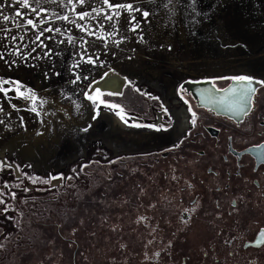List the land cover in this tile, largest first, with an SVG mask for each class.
Segmentation results:
<instances>
[{
	"label": "rangeland",
	"instance_id": "374dc122",
	"mask_svg": "<svg viewBox=\"0 0 264 264\" xmlns=\"http://www.w3.org/2000/svg\"><path fill=\"white\" fill-rule=\"evenodd\" d=\"M130 2H142L152 13L147 21L142 22V41L138 39L140 30L130 33L123 22L119 23L116 36L108 35L113 30L112 21L104 20L103 16L110 10L100 13L97 19L92 18L97 13L91 12V7L103 6L102 0H87L91 7L76 5L77 10L89 12L85 26H90L95 36H89L68 21L52 19V14H68L70 20L85 23L69 12L67 0L63 5L61 0H54L53 3L41 0V4L48 9V19L40 27L51 22L62 29L61 33H46L41 37L53 53H59H50L51 59L15 56L12 50L16 48L23 53L36 47L39 43H33L36 30L30 25L17 28L16 23L22 24V18H17L16 23L0 18V29L10 30L8 38L0 32V52L4 53V60H0V78L19 80L23 86L21 91L31 88L38 97L47 101L40 109L41 115L36 116L29 110L30 101L16 96L14 86L5 85L13 88L7 97L0 92V108L3 109L0 111V154L5 152L0 160L12 164L11 168L0 169V188H3L4 181H8L11 187L4 191L16 193L15 200L10 195L5 196V201L14 207L6 214L0 211V264H57L60 251L66 258L64 264H70L67 251L70 249L71 252L73 247L61 240L56 228L47 229L49 225H43V222L67 221L62 229L69 232L65 228L73 223L76 206L80 201H87V197L83 196L95 183L88 172L89 167L84 172L78 171L80 164L98 161L100 168L106 160L105 153L111 149L112 152L120 151L125 144L128 148L144 149L162 146L178 138L184 129V122L181 124L182 118L176 113L184 106L180 90L183 82L211 80L222 83L234 75L264 78V0H195V12L188 7L190 0H172L170 7L175 8L174 15L163 7L167 0H155L151 4L149 0ZM0 3L6 4L0 12L15 15L12 0H0ZM114 20L119 21V18L114 17ZM121 34L127 39L117 46L114 41ZM69 35L72 42L68 40ZM11 36H15L16 40H11ZM21 36L23 39H20ZM49 36L54 39L50 41ZM82 41H87V44ZM46 50L37 49L38 52ZM81 52L85 53L84 60L80 58ZM87 56L98 57L97 63H87ZM13 59L17 63L9 66ZM5 60L9 63L6 64ZM73 63L81 65L75 71L90 76L88 81L81 80L75 85L68 83L74 78L69 70ZM109 70L124 77L126 84L120 97L102 92V98L120 104L128 117L141 119L142 124H133L129 119V124L122 123L123 126L113 120V116L117 117L115 112L103 105L97 119H91L92 105L83 98L82 91L91 80L100 79ZM57 72L61 74L57 76ZM45 73L48 75L45 76ZM9 99L17 105L16 109L11 107ZM76 103L82 106L79 111ZM155 112L160 116L156 117ZM6 124L8 128H5ZM89 124L88 131H81ZM137 124L141 125L137 127ZM150 124L155 127H147ZM37 131L41 134L37 135ZM43 136L45 140H42ZM16 165L20 166L19 170ZM73 168L77 172H73ZM57 172H63L65 177L71 175L73 179L65 178L58 182V186L56 181L44 184L39 181L32 183L28 179L33 175L46 178L49 173ZM17 184L20 186L17 187ZM24 187L29 191L24 192ZM47 230L50 235L45 236ZM49 240L51 245L47 243ZM49 256H52L50 260Z\"/></svg>",
	"mask_w": 264,
	"mask_h": 264
},
{
	"label": "flooded vegetation",
	"instance_id": "af4514ba",
	"mask_svg": "<svg viewBox=\"0 0 264 264\" xmlns=\"http://www.w3.org/2000/svg\"><path fill=\"white\" fill-rule=\"evenodd\" d=\"M229 80L212 83L222 88ZM123 90L115 96L120 97ZM104 93L114 97L109 95L110 92ZM181 98L184 106L176 113L181 116L184 129L178 138L162 146L144 149L128 148L125 144L120 151L112 152L111 149L105 153L106 160L101 169L98 163L88 166L95 183L82 195L87 201L79 202L73 223L65 228L70 231L82 217L86 219L75 234L80 247L72 246L71 252L70 249L67 251L70 264H84L79 255L82 251L89 255L88 264H225V260L226 264H264V244L257 246L249 242L255 240L259 228L264 227V161L257 159L253 147L264 143L261 126L257 122L256 134L248 133L245 126L237 128L234 119L198 106L184 88ZM189 105L199 115L207 117V121L199 123L191 134H188L191 127ZM155 115L157 117L158 113ZM131 117L133 124L143 123L141 119ZM113 118L123 123L117 117ZM229 136L233 139L229 140ZM181 140L183 143L179 148L165 150ZM116 157L121 160L115 164L107 163ZM238 160L240 167L236 169ZM172 169H175L174 173ZM109 173L110 180L107 178ZM173 175L177 179H172ZM58 182H55L56 186ZM186 182L192 187L188 188ZM238 197H243L237 200L239 211L232 212L231 201ZM193 202H198L196 212L185 227L179 213L182 208L192 207ZM139 216L148 219L137 222ZM66 222L55 220L43 222V225L48 224L47 229L56 228L61 240L69 246L68 240L64 239L67 232L63 234L56 227L59 223L64 228ZM91 232L95 235H88ZM46 234L50 235V231H45ZM149 240L152 244H148ZM169 240L172 245L165 247ZM225 240L232 243L225 244ZM121 244L125 247L121 248ZM160 249L163 251L158 259H145V252L151 257ZM204 251L208 252L207 256ZM228 252H232V256H227ZM58 253L57 264H64V252ZM50 258L52 256L48 260Z\"/></svg>",
	"mask_w": 264,
	"mask_h": 264
},
{
	"label": "snow or ice",
	"instance_id": "6c2138e0",
	"mask_svg": "<svg viewBox=\"0 0 264 264\" xmlns=\"http://www.w3.org/2000/svg\"><path fill=\"white\" fill-rule=\"evenodd\" d=\"M48 3H53L54 0H47ZM155 0H149V3H154ZM35 4V6H33ZM64 4V0H61V5ZM82 5V6H88L87 0H67V5L69 7V12L74 14L75 16L79 17L80 21H85L84 24H81L77 22L76 20H70L68 14L64 15H56L52 14V19L57 21H68L69 23L75 25L76 28L80 29L83 32H87L89 36H95L96 33L90 31V26H85L87 24L86 18L89 16V12L83 11V10H77L76 5ZM103 6L98 7H91V12L97 13V16L92 17L93 19H97L99 17L100 13H106V9L110 10V12L106 13L103 16L104 20L112 21V31L108 33L109 36H116L117 31L119 30V23L123 22L125 23L128 28V32L134 33L139 31L138 39L143 40V30H142V22L147 21L152 13L148 10V6L144 3H134L130 2V0H125V2H118V0H102ZM172 5V0H167V3L163 5V7L168 8L169 11L174 15L175 14V8L170 7ZM11 7L15 8V15H5L3 12H0V18L3 19L5 22L12 21L13 23H16L17 18H22L23 22L16 23L17 28L23 27V25H30L31 29L36 30L35 35V42H39L36 44V47L32 48L31 52H28L25 50L23 53L21 52L20 48H16L12 50L13 54L17 57L23 56L28 57L36 60H40L44 57H47L51 59L50 53H53V49L51 47H48L45 44V41L41 39V37L45 36L46 33H61L62 29L55 27L51 22L47 24V26L41 28V25H45L48 13V9L45 8L41 4V0H12ZM188 7L192 9L193 12L196 11L195 7V0H190V3L188 4ZM6 4L0 3V9H5ZM29 13L31 15H29ZM44 13L45 15H42ZM199 15V13H197ZM207 15V14H205ZM35 19H34V18ZM114 17L119 18V21L114 20ZM195 19V17H194ZM25 31H28V29H25ZM0 32L3 33L5 38H8L10 36V30L7 28L0 29ZM11 40L15 41L16 37L11 36ZM20 39H23V36L20 37ZM48 39L51 41L54 39V37L49 36ZM127 39L126 36L120 35L119 39L115 40L114 43L118 46L119 43L122 40ZM69 42H72V36H68ZM83 43L87 44V41H82ZM105 45L107 46V40L104 41ZM46 48V51L38 52L37 49H43ZM169 48H171V45H169ZM36 53L35 56L32 54ZM54 55H59V53H53ZM115 55V53H112ZM81 60L85 59V53H80ZM0 60H4V53L0 52ZM87 63L89 64H96L97 59H93L92 56L86 57ZM5 63L8 64L9 62L5 60ZM17 63V60L13 59L9 66L14 65ZM102 64L103 62L100 61ZM81 67L79 63H73L71 68L69 69L74 78L70 79L68 83L71 84H77L78 81H88L90 79V76L88 75H82L81 73H77L75 71L76 68ZM61 73L57 72L56 75L59 76ZM48 73H45V76H47ZM107 75V73H105ZM213 79H225L224 77H214ZM227 79H230L233 81V84L226 88V89H219L214 91L212 88L204 89L202 90V97L204 98V101L206 102V105H219L221 109L226 110L227 113H230V119H235L237 128H240L241 126H245V131L248 133L256 134L257 128L256 123L258 122L260 124V134L262 137H264V78H256L252 75H234ZM132 82L129 80V84ZM96 84L95 80H91V83L87 84V88L82 91V96L86 101H90L92 105V113L91 119L95 121L97 117L99 116L100 112V106L103 105L104 107L108 108L110 111H114L115 115L120 118V120L125 123L126 125L129 124V117L124 107H122L118 103H113L107 99L102 98L103 93L99 88H96L94 92H89L87 89H91L93 85ZM5 85L14 86V91L16 93L17 97H23L26 100L30 101V111L32 113H35L36 116L41 115L40 109L43 108V105L47 103L45 99H42L38 97L35 93V91L31 88H27L26 91H21V88L23 87L21 84V81L19 80H13V79H4L0 78V92L4 93L5 97L8 96V93L13 90L12 87H5ZM137 92H139V89H135ZM182 91V88L180 89ZM109 95H119V93H110ZM145 95H150L148 93H145ZM37 101H39V108L37 107ZM9 103L11 104V107L16 109L17 105L11 103V99H9ZM75 103V102H74ZM75 107L77 111L80 110L82 107L80 104L76 103ZM18 110V109H17ZM211 110V108L209 109ZM0 111H3L2 108H0ZM187 112L190 114V117L188 118V123L191 125V127L188 128V134H191L193 130L197 129L199 123H204L207 121V117L199 115L192 106L189 105L187 108ZM259 113V115H257ZM46 114V113H45ZM55 115V113H52ZM67 115V113H65ZM2 123V121H0ZM21 125L24 124V120L21 117L20 118ZM139 127L140 125H136ZM91 127L89 124L88 127L81 129V131H88V129ZM147 127H155V125H147ZM162 127V126H161ZM5 128H8V125H5ZM41 133L37 131V135H40ZM229 140L233 139V136L228 137ZM181 143H183V140H181L179 143L172 144L171 148L165 149L166 151H171L172 149L179 148ZM254 149L257 151V159H260L264 161V143H258L253 145ZM7 157H5V160ZM227 159V157H225ZM120 157H116L115 160H108V164H115L118 161H120ZM14 163V162H13ZM92 163H98V161H88L87 163L80 164L78 171L84 172L85 169ZM3 167L11 168L12 164H6L3 160H0V169ZM19 165H16V169L19 170ZM28 167H31V165H28ZM240 163L239 160L235 164V168L239 169ZM255 171V169H253ZM73 172H77L76 168L72 169ZM173 173L175 172V169H172ZM237 175H240V172H236ZM27 176V173H25ZM71 180L73 177L71 175L65 177V174L63 172H57L55 174L49 173L47 177H39V176H28V179L32 181V183H36L37 181L44 183V184H50L52 181H63L64 179ZM109 180L111 179V174L109 173L108 177ZM172 179H177L175 175L172 176ZM17 180H19V177H17ZM22 183V182H21ZM187 183V182H186ZM17 187L20 186V184L16 185ZM11 185L8 181L3 182V188H0V205H3L2 208H0V211L3 213H8L11 208H13V205H10L5 201V196L10 195L12 200H15L16 193L15 192H9L6 193L5 189H10ZM55 187V185H53ZM187 187L191 188V183H187ZM24 192H28L29 189L27 187L23 188ZM141 193L143 194L144 189H140ZM162 199H167V197H162ZM243 197H238L236 199H233L231 201V210L232 212H238L239 209L236 207L237 200H242ZM198 202H193V206L189 208H182L179 213V219L182 225L185 227L188 226L191 223L192 216L196 212ZM150 207H154V205H150ZM217 207H220L219 204H217ZM187 214V215H185ZM231 215V212L229 213ZM219 215V213L217 214ZM8 219H12V217H8ZM148 217L145 216H139L137 218V222L145 221ZM86 223L85 218H81L78 222V224L74 227H71L70 231L67 232L64 235V239L68 240L69 247L75 246L77 248L80 247L76 233L80 230V227ZM56 227L63 232L64 230L61 228L60 224L57 223ZM116 226L113 225V228ZM153 232L156 231V228L153 227ZM90 236H94L95 232L88 233ZM155 239V237H153ZM250 243H253L257 246L264 244V227H260L257 237L255 240L249 241ZM48 244H52V241H47ZM231 240H225V244H231ZM148 244H152V240L148 241ZM172 245V240L168 241V244L165 247H170ZM121 248H124L125 246L123 244L120 245ZM147 247V245L145 246ZM247 247V245H245ZM160 251H163V249H160L159 251H156L152 254L151 257H149L148 253L145 252V259H158L160 256ZM203 254L205 256L208 255L207 251H204ZM232 252H228L227 256H232ZM80 257H82L84 264H88L89 262V255H87L85 252L79 253ZM226 264V260H225Z\"/></svg>",
	"mask_w": 264,
	"mask_h": 264
},
{
	"label": "water",
	"instance_id": "95a60500",
	"mask_svg": "<svg viewBox=\"0 0 264 264\" xmlns=\"http://www.w3.org/2000/svg\"><path fill=\"white\" fill-rule=\"evenodd\" d=\"M126 81L124 83L119 82L118 85L116 83L113 86H116L117 89L115 90H102L101 92H110V93H121L123 88L125 87ZM233 84V81L229 80L228 84H226L222 88H217L211 80H201V81H185L181 85L182 88L186 89L188 93H190L191 97L194 99L196 104L200 107H203L207 110L211 108L212 111L218 115L230 117V113H227L226 110L221 109L219 105H206V102L204 101V98L202 97V90L212 88L214 91L219 89H226L230 87ZM115 87V88H116ZM96 89V88H95ZM94 89V90H95ZM234 119V118H233ZM235 120V119H234Z\"/></svg>",
	"mask_w": 264,
	"mask_h": 264
},
{
	"label": "bare ground",
	"instance_id": "6f19581e",
	"mask_svg": "<svg viewBox=\"0 0 264 264\" xmlns=\"http://www.w3.org/2000/svg\"><path fill=\"white\" fill-rule=\"evenodd\" d=\"M107 75H103L100 79L96 80V84L93 85V87L91 89H89V92H92L95 88H99L101 91L103 90H115L117 89L116 86H113L115 83L116 85H118L119 82L124 83L125 79L124 77H122L120 74L115 73V71L113 70H109L106 72ZM116 87V88H115ZM60 107L61 106L60 104ZM62 110V109H61ZM60 110V111H61ZM104 112V111H103ZM73 121V120H72ZM17 137V136H16ZM40 138V136H39ZM17 139V138H16ZM18 140V139H17ZM16 140V141H17ZM20 140V139H19ZM41 140V139H40ZM42 140H45V137H42ZM18 143V142H17ZM12 144V143H11ZM14 145V144H13ZM3 149V148H2ZM9 149V148H8ZM10 150V149H9ZM4 154V151H3Z\"/></svg>",
	"mask_w": 264,
	"mask_h": 264
}]
</instances>
